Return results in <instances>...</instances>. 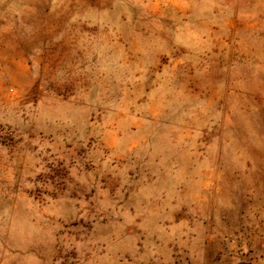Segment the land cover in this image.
<instances>
[{"label": "rangeland", "instance_id": "obj_1", "mask_svg": "<svg viewBox=\"0 0 264 264\" xmlns=\"http://www.w3.org/2000/svg\"><path fill=\"white\" fill-rule=\"evenodd\" d=\"M0 264H264V0H0Z\"/></svg>", "mask_w": 264, "mask_h": 264}]
</instances>
